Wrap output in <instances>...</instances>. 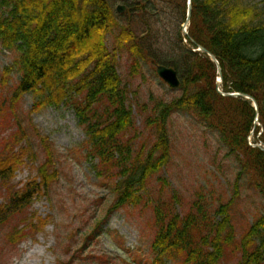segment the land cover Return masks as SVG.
<instances>
[{
    "label": "trees",
    "instance_id": "obj_1",
    "mask_svg": "<svg viewBox=\"0 0 264 264\" xmlns=\"http://www.w3.org/2000/svg\"><path fill=\"white\" fill-rule=\"evenodd\" d=\"M120 2L127 8L123 15L113 0H0V45L17 55L3 70L2 86L14 71L21 76L11 97L0 105L1 117L9 102L7 113L16 126L0 143V228L31 209L37 199H49L59 176L47 138H42L48 159L23 187L13 183L26 161L36 160L18 114L19 102L31 94L36 98L31 114L46 106L73 108L87 138V159L99 178L113 181L117 201L111 211L138 207L148 183L157 178L158 199L144 206L154 214V264H228L234 258L235 264H264V213L238 239L232 213L245 176L264 200V152L249 142L254 131L252 142L264 143V8L248 0H193L189 28L190 37L219 60L223 91L245 93L257 101L260 126H255L253 103L218 94L216 65L206 54L193 52L190 41L184 43L181 29L165 35L157 29L156 19L163 13L156 4H164L183 24L187 0ZM123 53L130 58L133 76L142 75L145 63L155 71L157 65L174 68L181 96L171 102L158 100L152 108L132 102L119 73ZM135 105L155 136L148 152L145 146L136 150L140 132ZM175 113L191 115L217 131L224 146L237 155L239 173L227 201L218 203L202 189L186 208L179 194L169 191L170 182L161 172L172 161L169 121ZM22 223L8 233L12 246L43 232L49 219L31 213Z\"/></svg>",
    "mask_w": 264,
    "mask_h": 264
},
{
    "label": "rangeland",
    "instance_id": "obj_2",
    "mask_svg": "<svg viewBox=\"0 0 264 264\" xmlns=\"http://www.w3.org/2000/svg\"><path fill=\"white\" fill-rule=\"evenodd\" d=\"M113 2L115 6L121 4L120 0ZM248 2L264 8V0ZM156 9L159 14L163 13L156 19L162 35L165 31L173 33L182 28V22L174 20L164 4H156ZM108 47H114L112 37L108 39ZM15 57L14 52L3 50L0 45V105L11 97L21 78L14 71L7 78L8 84L2 86L3 70L14 64ZM130 66L129 56L123 53L119 58V73L130 88L132 102L146 103L152 108L158 100L171 102L181 96L180 89H170L156 75L151 63L143 65L139 76L131 74ZM35 99L31 94L25 95L19 102L18 114L28 132L36 160H27V165L17 172L13 183L18 188L23 187L29 179L37 176V168L48 159L42 138H47L54 169L59 176L53 182L49 199H37L31 209L0 228V264H57L58 260L70 261L72 258H75L74 264H154L155 254L151 248L156 235L154 214L151 207L144 206L158 199L161 186L157 178L148 183L147 194L138 207L111 211L117 201L113 181L99 178L87 159L84 145L87 138L73 108L64 104L53 105L31 114ZM8 106L6 101L5 113L0 117V143L15 132V123L7 113ZM133 111L140 132L136 150L145 146V152H148L155 136L136 105ZM169 130L172 161L161 172L170 182L169 191L177 192L186 208L202 189L206 196L211 193L218 203L227 201L239 173L237 155L231 154L224 146L217 131L200 124L191 115L173 114ZM249 181L248 176L241 180L242 196L232 211L237 239L256 217L264 213V200L253 187V181L251 184ZM3 203L4 197L0 194V205ZM31 213L48 218L49 224L40 234L29 235L21 244L12 246L8 233L16 225L23 227L22 221ZM233 260L228 264L237 262L235 258Z\"/></svg>",
    "mask_w": 264,
    "mask_h": 264
},
{
    "label": "water",
    "instance_id": "obj_3",
    "mask_svg": "<svg viewBox=\"0 0 264 264\" xmlns=\"http://www.w3.org/2000/svg\"><path fill=\"white\" fill-rule=\"evenodd\" d=\"M122 9H124V8H122ZM192 11H193L192 0H188L187 19H186V22H185L184 28H183V33L186 36H188V32H187L186 28L188 27V25L191 22ZM192 42L197 47V49L195 51H200V52H203V53L207 54L211 58V60L216 64L217 70H218V75H219V78H218L217 84H216V89H217L218 93L221 94L224 97L244 98V99L253 101L254 106L256 108V114H257L256 119H255V125L256 126L259 125V121H258L259 110H258V104H257L256 100L253 97H251L250 95L243 94V93H237V92L236 93H224V92H222L221 87H222V84H223V73H222V68H221V65H220L219 61L207 49H205L204 47L198 45L194 41H192ZM157 74L172 89H177V88L180 87V80H179V77H178V73L173 68H167L165 66H158L157 67ZM252 135H253V133H252ZM251 146L261 150L262 152H264V143L261 142V141L256 143V144H251Z\"/></svg>",
    "mask_w": 264,
    "mask_h": 264
},
{
    "label": "bare ground",
    "instance_id": "obj_4",
    "mask_svg": "<svg viewBox=\"0 0 264 264\" xmlns=\"http://www.w3.org/2000/svg\"><path fill=\"white\" fill-rule=\"evenodd\" d=\"M30 257H31V256H30ZM30 257H29V258H30ZM29 258H28V259H29Z\"/></svg>",
    "mask_w": 264,
    "mask_h": 264
}]
</instances>
